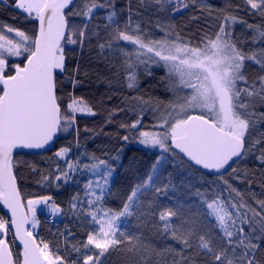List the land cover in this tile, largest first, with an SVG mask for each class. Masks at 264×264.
I'll return each mask as SVG.
<instances>
[{
    "label": "snow or ice",
    "instance_id": "6c2138e0",
    "mask_svg": "<svg viewBox=\"0 0 264 264\" xmlns=\"http://www.w3.org/2000/svg\"><path fill=\"white\" fill-rule=\"evenodd\" d=\"M108 3L103 26L91 29L96 12L104 8L96 0H82L75 12V0H15V7L36 21L37 29L26 34L0 25V202L11 212L10 220L0 218V264H114L113 253H123L127 264H153V252L154 264H264L257 259L264 242V200L258 201V211L223 180L219 190L197 191L195 201L177 200L167 207L158 203L159 195L168 191L166 184L158 186L168 159L214 170L221 179V170L230 162L250 154L264 163V75L249 82L244 73L246 61L264 73V48L250 53L238 48L232 34L236 18L229 14L217 31L198 39L184 38L163 25H158L163 36L154 38L134 19L130 6L122 22L112 0ZM199 3L206 6L205 0ZM139 4L160 11L188 7L184 0H139ZM244 4L247 11L264 18V0ZM68 15L82 16L83 26L70 24ZM248 27L254 30V43H264V25ZM93 40L103 58L120 61L116 75L124 74L129 89L136 87L141 70L151 75L153 67L163 68L162 79L167 80L172 98L163 105L140 99L139 118L121 125L138 131L147 105L154 122L152 130L139 131V142L158 148L160 154L119 209L107 204L115 171L108 160L95 155L73 160L69 147L55 153L65 164L63 169L57 165V183H67L78 173L88 177L83 195L77 193L71 200L73 214L88 228L86 238L66 243L69 254L61 256L26 227L31 224L35 229L39 223L37 205L47 206L53 216L62 210L50 203V196L28 199L25 205L17 186L14 150L42 149L58 133L74 130L77 114L95 115L81 98L70 96L65 102L56 87L57 70H66V48ZM43 179L51 183L50 177ZM134 216L149 230L157 217L158 235L179 248L168 245L156 251L148 237L126 231V222ZM16 241L22 248L14 252Z\"/></svg>",
    "mask_w": 264,
    "mask_h": 264
},
{
    "label": "trees",
    "instance_id": "16d2710c",
    "mask_svg": "<svg viewBox=\"0 0 264 264\" xmlns=\"http://www.w3.org/2000/svg\"><path fill=\"white\" fill-rule=\"evenodd\" d=\"M96 2L104 4V8L96 12L89 25L90 29L95 24L103 26V17L110 10L108 0H96ZM184 2L188 4L187 8L182 7L179 11L174 8L160 11L155 6L141 7L139 0H131V5L129 0H112L122 22L127 18L130 6L134 19H138L142 28L154 38L163 36L158 26L163 25L184 38L198 39L204 33L212 34L217 31L223 16L229 14L236 18V23L232 25V34L238 48L245 53L264 48V43H254V30L248 27V25L254 27L264 25V18L247 11L244 0H205L206 6H201L199 0L196 3L192 0H184ZM75 3L77 7L73 8L74 12L80 10L82 0H75ZM14 6L15 0L0 1V25L11 26L26 34L34 33L37 22L28 18L27 14L17 11ZM67 18L70 24L83 26L82 16L68 15ZM65 51L66 70L64 72L57 70L56 74L57 95L65 102H68L70 96L81 98L95 115L77 114L75 129L60 132L52 151L33 155L22 151L14 153L17 186L25 205L28 199L50 196L52 198L50 203H55L62 210L61 219L56 220L58 226H49L46 223L49 214L41 211L37 213L39 236L53 249H63V252L57 253L61 256L69 254L66 251V243L78 244L86 238L88 228L73 214L71 200L77 193L83 195V182L88 177L87 174L78 173L67 183H57L55 181L57 165L63 169L65 164L56 158L55 153L61 147H69L71 149L69 157L73 160L79 156L84 161L86 157L92 155L108 160L115 171L110 181L112 195L107 198V204L119 209L132 186L150 171L160 154L135 144L139 131L152 130L154 121L151 108L147 105L143 106V119L138 131L121 125H130L139 118L140 99L149 101L152 105H163L172 98L171 93L166 90L167 80L162 79L165 77L163 68L153 67L151 75L141 70L137 75L136 87L129 89L124 74L121 72L119 76L116 75L120 61L113 62L110 57L103 58L99 54L96 40L91 44L86 42L83 47L70 45ZM21 60L23 57L17 62ZM244 73L249 82L259 75H264L251 61L245 62ZM124 136H128L129 139L125 141ZM45 176L50 177L51 183L44 181ZM223 180H227L241 193L246 203L259 211L258 201L264 200V163L251 154L235 162L224 173L222 179L220 176H212L196 170L178 158L168 159L163 165L161 178L158 181V186L166 184L168 191L167 194L159 195L158 203L167 207L177 200L195 201L197 191L219 190L224 187ZM152 198L155 199L154 193ZM0 216L5 220L8 219L1 202ZM65 217L69 222L63 226L62 220ZM152 223L153 227L149 230L145 223L134 216L126 222V231L148 237L156 251H161L168 245L179 248L173 240H166L158 235L157 217H153ZM247 230L246 228L245 231ZM11 238L12 236H8L9 240ZM261 246L262 250L257 253V259L264 261V242H261ZM12 248L14 252L21 250L16 242ZM112 259L114 264H127L123 253H113ZM155 260L156 255L153 252V264Z\"/></svg>",
    "mask_w": 264,
    "mask_h": 264
},
{
    "label": "water",
    "instance_id": "95a60500",
    "mask_svg": "<svg viewBox=\"0 0 264 264\" xmlns=\"http://www.w3.org/2000/svg\"><path fill=\"white\" fill-rule=\"evenodd\" d=\"M37 27H38V25H37ZM58 136H59V133L57 134V136L54 138L53 141H51L48 145H46L42 149H22V148H17V149L14 150V153H17V152H21L22 151V152L29 153V154H32L33 155V154H43L45 152L52 151L53 148H54L55 142L58 140ZM237 161L238 160H236L235 162H237ZM235 162H230V166H226V168L225 169H222L221 172L226 173ZM193 168L196 169V170H199L201 172H204L206 174L212 175V176H219V175L215 174L214 170H205V169L200 168V166H196V167H193ZM1 207H2V209H4V212L6 213V215L8 217L7 220H10V218H11V212H10V210L7 209L3 205L2 202H1ZM27 226L28 225H26V227ZM11 235H12V233H11ZM16 244L18 245V247L20 249L22 248V245H20L19 241H16Z\"/></svg>",
    "mask_w": 264,
    "mask_h": 264
},
{
    "label": "built area",
    "instance_id": "2783aa9c",
    "mask_svg": "<svg viewBox=\"0 0 264 264\" xmlns=\"http://www.w3.org/2000/svg\"><path fill=\"white\" fill-rule=\"evenodd\" d=\"M0 218H2L1 216H0ZM4 219V218H3ZM57 219H55V217H53L52 215H50V216H48V217H46V223L49 225V226H58V223H57V221H56ZM63 222V226H65L68 222H69V219L68 218H63V220H62ZM30 230H32L33 231V235L34 236H36V238H37V240L38 241H43V242H45L44 240H43V238L42 237H40L39 236V224H37V226H36V228L35 229H32L31 228V226H29L28 227ZM8 236L9 237H11V232H9V234H8ZM45 243H47V242H45ZM49 244V243H48ZM49 247H50V250H52L53 252H55L56 254L58 253V251L59 252H63V249H60V248H52L51 247V245L49 244Z\"/></svg>",
    "mask_w": 264,
    "mask_h": 264
},
{
    "label": "rangeland",
    "instance_id": "374dc122",
    "mask_svg": "<svg viewBox=\"0 0 264 264\" xmlns=\"http://www.w3.org/2000/svg\"><path fill=\"white\" fill-rule=\"evenodd\" d=\"M0 1L3 2L4 0H0ZM14 7H15V6H14ZM15 9H17V8L15 7ZM17 11L22 12V11L19 10V9H17ZM22 13H23V12H22ZM12 35L14 36V33H13ZM59 71H60V70H59ZM135 140H136V141H135V144H136V145L141 146V147H144V148H149V149L155 150V151H157V152L160 153V150H159L158 148H152V147H150V146H145V145L141 144V143L139 142V135L136 137ZM36 199H37V198H36ZM36 208H37V210H36V219H37V213L40 212V211H41V212H44L45 214H50L48 207L45 206V205H43V204H41V205H37ZM52 216H53V215H52ZM53 217H55V219H61V213H59V214H57V215H54ZM29 225L31 226V224H29Z\"/></svg>",
    "mask_w": 264,
    "mask_h": 264
}]
</instances>
